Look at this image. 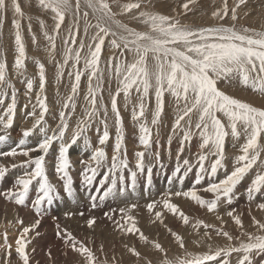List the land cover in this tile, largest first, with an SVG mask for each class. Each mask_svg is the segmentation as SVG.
<instances>
[{
    "label": "snow or ice",
    "instance_id": "6c2138e0",
    "mask_svg": "<svg viewBox=\"0 0 264 264\" xmlns=\"http://www.w3.org/2000/svg\"><path fill=\"white\" fill-rule=\"evenodd\" d=\"M194 2L195 0H187L183 4L185 15L191 10L189 5ZM38 4L52 14L51 33L47 30L44 20L39 23L48 42L45 51L56 69L57 96L62 104L58 114L59 122L51 128L46 119V116L50 115L46 95V65L34 58L38 68L37 85V77L27 75L28 54L21 23L25 13L18 0H13L14 13L19 17L13 20L16 53L13 71L21 78L20 82L25 84L23 95L32 109L27 113V117L33 118L34 122L31 127L22 129L21 138L14 146L0 150V157L15 158L19 155L26 158L19 165L12 163V169L21 167L25 170L14 180L11 188L0 191V197L14 202L17 206H25L35 183L32 208L40 218L19 231L14 246L7 242V233L4 234L5 242L0 245V260L3 264H12L13 251L18 258V264H32L29 251L32 240L29 236L39 227L41 218L46 213L44 205H52L60 195L59 190L51 183L46 168V156L57 141L59 150L55 173L63 181V188L68 197L74 196L69 151L78 141L82 139L85 148H91L90 159L81 161L85 165L81 172L82 183L87 187L93 186L103 170L99 187L96 188L98 195L89 197L92 209L99 207L98 200L102 202L109 196L127 192L129 188L135 191L138 176L141 174L146 173V181L150 184L153 168H164V156L172 159L171 145L174 136H179L180 139L173 176L182 181L196 168L194 186L174 193L169 191L161 200L148 203L146 207L150 213L158 204H162L164 209L178 216L184 225H188L190 217L172 202L173 196L184 197L205 208L207 212L216 213V220L221 225L226 224L223 216L219 215V209L224 205L231 206L239 199L241 193L238 192V186L246 178H249V183L243 195L246 196L249 206L258 196L264 201V159H261L264 153V107L234 98L218 87L220 81L228 84L238 82L264 96V28L257 30L249 26L237 27L238 9L246 4V0H237L231 9L228 7V0H224L223 7L212 13L217 23L207 26L182 23L179 15L141 10V0H130L123 4L120 0H38ZM113 6H116L118 11H113ZM7 7L6 0H0V25L6 17ZM133 10L139 11L134 13ZM126 14H132L130 19L142 28L138 29L118 19ZM69 17L71 23L66 24ZM81 20L84 21L82 32ZM62 27L65 33L63 37ZM28 28L31 33V23ZM91 29L95 31L89 35ZM58 38L61 39V60H56ZM32 39L35 43L34 33ZM106 40L111 53L106 60L108 104L104 102L103 95L105 67H101ZM66 71L70 94L65 97L61 96L59 85ZM85 76L83 116L75 123L70 139L66 140L69 121L76 113L77 102L81 99V82ZM113 80L116 83L114 92L111 89ZM37 87L35 103H32V94ZM18 93L19 89L10 76L7 59L0 55V144L10 138L7 130L13 127L15 121ZM133 93L136 94L137 103L131 106V120L138 126L139 145L143 148L134 153V168L130 166L128 159L124 143V118L118 105V98L123 94L124 107L127 108L132 102ZM166 95L171 98L176 114L165 147L159 140V127L165 113ZM8 99L10 102L5 107V100ZM153 99L154 110L149 122L146 113ZM29 104H25L24 108L27 109ZM109 107L114 114L116 130L110 159L106 150L107 142L111 139ZM193 115L197 117L194 124ZM96 122L103 125V131L101 133L99 128L96 129L99 146L94 147L87 137V132ZM154 128L157 137L155 140ZM34 135H38L39 140L34 147H28L29 138ZM229 135L236 141L242 136L244 138V142L239 145L241 154L233 158L231 171L228 169L225 154V141ZM194 138L198 140L197 151L194 153L195 161H190L187 157L182 159L186 144H191ZM153 143L156 145L155 151L152 149ZM233 147H236V144H233ZM34 152L39 154L33 156ZM146 156L149 159L148 164L145 163ZM254 168L257 170L253 173ZM8 171L6 165L0 164V181ZM221 172L222 178L219 176ZM250 173L253 174L250 176ZM206 179V186L196 187L202 185ZM201 193H209L212 198H205ZM130 207L135 209L137 205L132 204ZM257 207L264 211V202H259ZM119 213V219L115 218V210L105 212L104 215L113 222L117 230L126 234L139 233V239L148 243V237L137 227L135 217L128 214L129 209L120 208ZM154 214L157 221L164 222L162 211L155 210ZM248 214L251 216V207ZM79 215L84 216V213L79 212ZM226 215L240 230L238 235L234 236L224 227H217L216 224L203 220H197L192 225L197 231L203 227L204 240L211 241L213 231L217 237L226 238L229 242L226 246L214 248L208 243L207 250L192 252L186 247L185 238L169 228L168 232L174 237V243L183 253L169 258L168 250L160 242L152 241L154 250L162 254L159 264H232L230 258L233 254H236L235 264H252L254 252L264 253V221L251 216L256 231L249 232L244 228L243 213L230 207ZM18 222L24 223L23 220ZM95 224L94 216L86 220L90 229ZM55 227L57 237L80 254L85 264H98V258L92 248L77 240L67 228H62L59 222ZM35 235L38 236L39 232ZM203 242L200 240L197 244L202 245ZM128 250L138 260L142 258L141 252L135 247ZM31 252H35L34 247ZM48 255L51 258L50 250ZM104 264L108 262L105 261ZM146 264H152V261L149 260Z\"/></svg>",
    "mask_w": 264,
    "mask_h": 264
},
{
    "label": "rangeland",
    "instance_id": "374dc122",
    "mask_svg": "<svg viewBox=\"0 0 264 264\" xmlns=\"http://www.w3.org/2000/svg\"><path fill=\"white\" fill-rule=\"evenodd\" d=\"M21 5L23 12L25 13L24 18L22 19V30L25 39L28 59L26 60L27 67V75L36 76L37 77V85H38V68L34 63V58L39 59L41 62L46 65V75L48 78V83L46 86V95L48 97V106L50 115L46 116L48 124L51 128H54L58 121V114L61 110L62 101L57 96V84L55 80L56 69L54 67V62L50 60L48 52L45 51V48L48 46V42L43 36L44 29L41 28L39 21L44 20L47 25V30L51 33L53 21L51 19V13L42 9L38 0H18ZM130 0H120V3H127ZM131 2H135V0H131ZM187 0H141V10H146L150 12H159L166 15H179L182 23H192L196 25H212L217 23L216 19L213 18L212 13L217 9H221L223 7L224 0H195L194 3L190 4V11L185 15L183 4L186 3ZM237 0H228V7L231 9L235 6ZM7 3V13L6 17L3 20L2 25H0V55L5 56L7 59V63L9 65L10 76L12 78V82L15 84L16 88L19 89V93L17 96V109L21 110V118L22 120L17 119L20 116L17 114L18 110L16 109V117L11 129H8L7 132L9 134V140L3 144H0V150H7L10 146L21 138L22 128L30 121L31 127L33 118L27 117V113L30 112L31 104H29L28 99L23 95L25 92V84L20 82V77H17L13 71V64L15 59V46H14V26L13 20L19 18L15 15L13 10V0H6ZM81 11L84 9L82 7ZM113 11H118L116 6H113ZM139 10H133L134 13ZM239 13V21L237 23V27L241 26H249L254 27L257 30L264 28V0H246V4L241 6L238 9ZM132 14H126L124 16L118 17L124 22L130 24V26L137 27L141 29L142 26L138 23L132 21L130 19ZM29 17L31 20H29ZM91 20V16L89 17ZM94 23L95 21L92 20ZM227 18L225 19V23H227ZM31 23V33L29 32L28 25ZM71 23V18L69 17L66 20V24ZM84 21L81 20L80 28L81 32L83 31ZM94 29H91L89 35L94 32ZM36 36V42L33 43L32 34ZM63 27L61 29V37L64 36ZM87 44V39L85 40ZM57 52H56V60H61V39H57ZM86 51V49H85ZM118 52V50H116ZM110 51L108 49V42L106 40L105 48L101 57V67H105V92H104V102L106 104L109 103V96L107 94L108 90V80H107V70H106V60L110 55ZM83 55V54H82ZM130 59V57H128ZM82 66V64H81ZM218 87L225 91L227 94L232 95L234 98L241 99L245 102L252 103L254 106L264 107V96H261L259 93L254 92L251 88H246L245 86L239 84L238 82L235 84H228L225 81H220L218 83ZM116 88L115 80L112 81L111 89L114 92ZM9 90V94H10ZM38 91V87L34 90L32 94V103H35V94ZM59 92L61 96H67L70 94V86L67 78V71L65 73V77L61 84L59 85ZM86 92V76L82 78L81 82V99L77 102L76 113L71 117L69 121V130L66 133V140H69L71 137V133L74 130L75 123L78 119L83 116V100L82 96ZM238 94V95H237ZM244 95V96H243ZM249 97V98H248ZM252 97V98H251ZM259 97V98H258ZM251 98V99H250ZM10 102V99L5 100V107ZM137 103L136 94L133 93L132 102L128 105L127 108L124 107L123 94L118 98V105L121 109V115L124 118V126H125V139L124 143L128 153V159L130 161V166L134 168L135 158L134 153L137 151L143 150L142 146L139 145V130L138 126H136L131 120V106L132 104ZM29 104L28 108L25 109L24 105ZM154 110V99L152 103L149 104L148 111L146 113L147 119L149 122L151 121V112ZM2 111V109H0ZM37 114H39V109H37ZM175 106L172 103L170 97L166 95V106L165 113L161 119V125L159 129V140L161 144L166 145V141L168 136L171 134V127L174 123L175 119ZM165 116V117H164ZM20 118V119H21ZM29 118V119H28ZM197 117L193 115V124L195 123ZM18 121V125L15 122ZM226 122V119H225ZM109 129L111 133V139L107 142L106 150L110 156L113 152V145L115 140V126H114V114L111 112L109 107ZM183 123V122H182ZM21 125V127H20ZM99 128L100 132L103 131V125L99 122L93 124V126L87 132V137L91 140L92 145H98V134L96 129ZM24 129V128H23ZM161 131V132H160ZM155 140L157 137L155 135L156 129H153ZM14 135V136H13ZM14 138V139H12ZM179 136L173 137V142L171 145L172 149V159L169 160L166 156H164V168L154 167L151 176V183L148 184L146 181V173L138 176V183L136 186V190L132 191L130 188L127 192H121L118 195L114 194L109 196L106 200L97 201L99 207L96 209H92L90 207V196H97L98 193L96 188L99 187V181L103 176V170L99 176H97V182L91 186L87 187L82 183L81 172L85 165L81 163V161H88L91 156V148H85L82 139L74 145L70 151L69 156L72 163V168L70 169V174L73 177V189L74 196L68 197L67 193L63 188V181L57 176L55 173V164L57 162L58 150H59V142H54L51 149L49 150L48 155L46 156V168L49 179L51 183H53L56 188L59 190V197L53 202L52 205L45 204L44 207L47 210L46 213L41 218V223L37 229L33 233L30 234V239L32 243L29 245L30 255L33 256L31 258L32 264H85L83 257L66 246L62 240L56 235V227L55 224L57 222L60 223L62 228H67L73 236L77 238V240L82 241L87 247H90L95 252L96 257L98 258V264H104L105 261L108 264H146L147 261H152V264H159V259L161 258L160 253H157L152 247V241L160 242L167 250L169 258L175 257L177 255H182L183 250L179 249L178 246L174 243V237H172L171 233L168 232V229H172L174 232L181 234L186 241V247L189 251L192 252H202L207 250L206 245L211 243L213 247H224L229 242L224 237H217L215 232H212L211 241L204 240V229L203 227L200 230H196L192 227V225L197 220H203L206 223L216 224L217 227H224L225 230L229 231L231 234L238 235L239 229L234 224L230 218L227 217L226 212L230 209V207L236 208L239 212L243 213V221L244 228L249 232H255V227L252 224L251 216H255L257 219L264 221V211L258 209L257 204L259 202H264L258 196L255 201L251 203L247 202L246 196L243 195L245 192V188L249 183V178H246L245 181L238 186V192L241 193L239 199L231 206L224 205L219 209V215L223 216L224 220L227 222L226 224L221 225L216 220V213H209L205 208H202L196 205L194 202L190 201L184 197H172V202L176 203L182 211L185 212L186 215L190 217V223L188 225H184L179 217L173 215L168 212V210L164 209L162 204H158L155 210H159L163 212V223H160L155 218V210L153 212H149L147 209V204L152 201H159L161 197H163L167 192H176L181 190H188L190 187L194 186L195 182V172L196 168L193 169L192 173L186 178L181 179L179 177L173 176V171L175 167V155L176 151L179 147ZM39 140L38 135H34L29 138L28 147H34ZM244 142L243 136L239 141L234 140V138L229 135L225 141V154H226V163L229 171L232 170L233 166V158L239 154V145ZM193 144V145H192ZM233 144H236V147H233ZM136 145V146H135ZM198 140L194 138L191 144H186L185 153L182 157H187L190 161H195L196 157L194 153L197 151ZM83 148V149H82ZM137 148V149H136ZM82 151L86 158H72L73 150ZM153 151L156 150V145L153 143L152 146ZM112 151V152H111ZM38 155L39 153L34 152L32 155ZM163 155V152H162ZM6 157H0V162L6 165L9 168L8 173L5 178L0 181V191L7 190L12 187L13 182L19 175L23 173L24 168L17 167L16 169L11 168V164H6L4 159ZM14 159L13 163L21 164L26 158L23 156H17ZM261 159H264V153H262ZM145 163H149V159L146 156ZM259 167V161L257 164V168ZM257 168L253 169V173L257 170ZM13 170V171H12ZM20 170V171H19ZM22 171V172H21ZM21 172V174H20ZM250 173V176L253 174ZM220 174V173H219ZM223 175V172H221ZM127 176V172L125 173ZM13 176V177H12ZM14 176L16 177L14 179ZM222 178V176L220 177ZM2 182V183H1ZM207 179L204 181L202 185H198L196 187L202 188L206 186ZM36 184H33L32 191L30 192V196L25 206H17L14 202L8 201L3 197H0V208L3 211V214H6V217H10L11 215H15L17 217L14 222H11L8 228L4 227L2 224V228L0 227V244L2 245L4 241V234L8 233L11 227L17 226L20 230L23 227L29 226L34 221L40 217L35 216V211L32 208V200L34 199ZM161 192V193H160ZM205 198H212L209 193H201ZM242 196V197H241ZM118 201V202H117ZM129 202V203H127ZM114 203V204H113ZM120 203V204H119ZM128 204L126 206L125 204ZM136 204L137 207L135 209H131V205ZM126 206V207H125ZM27 207V208H26ZM129 209L130 215L134 216L141 221L139 223L136 219L137 227L140 228L141 232L144 233L145 236L148 237V243L139 239V233H125L121 230H117L114 227V224L111 220L107 219L104 215L105 212H109L112 210L116 211V219H119L120 208ZM249 207H251V216L248 214ZM107 208V209H106ZM4 209V210H3ZM71 209V210H70ZM34 212V213H33ZM64 212V213H63ZM79 212H83L84 216H80ZM263 212V213H262ZM13 213V214H12ZM66 213H75V215H68ZM9 214V215H8ZM29 216H34L35 220H28ZM94 216L96 218V224L90 229L86 225V220L90 217ZM258 216V217H257ZM57 219H53V218ZM80 218V219H79ZM23 220V224H20L18 221ZM72 220V221H71ZM75 221V222H74ZM70 222V223H69ZM74 224H73V223ZM107 222V223H106ZM14 223V224H13ZM29 223V224H28ZM66 224V225H65ZM79 227H78V226ZM251 226V227H250ZM51 227V228H50ZM77 227V229H75ZM165 228V229H164ZM6 229V230H5ZM164 229V230H163ZM235 229V230H234ZM5 230V231H4ZM74 231V232H73ZM76 231V233H75ZM79 231V232H78ZM237 231V232H236ZM36 232H39V235H35ZM75 233V234H74ZM154 234V235H153ZM9 235V234H7ZM8 238H10L8 236ZM160 238V239H159ZM129 239V241L127 240ZM203 240L202 245H198L197 241ZM11 241V239H9ZM54 242V243H53ZM59 242V243H58ZM130 242V243H129ZM55 246H53L52 245ZM56 243V244H55ZM235 243V241H233ZM35 248V254L31 252V247ZM41 246V247H40ZM46 246V247H45ZM102 246V250H101ZM189 246V247H188ZM32 247V248H33ZM61 247V248H60ZM130 247H135L138 251L141 252L142 258L137 259L131 255L129 252ZM42 248V249H41ZM60 248V250H58ZM55 249V250H54ZM51 251V258L48 253ZM38 254H37V252ZM149 251V252H148ZM46 252V253H45ZM148 252V253H147ZM41 253V254H40ZM43 253V254H42ZM36 255V256H35ZM16 257V255H15ZM12 260V264L18 263V258ZM42 257V258H41ZM236 254L230 258L232 264H235ZM41 261V262H40ZM34 262V263H33ZM0 264H3L2 260H0ZM252 264H264V253L254 252L252 254Z\"/></svg>",
    "mask_w": 264,
    "mask_h": 264
},
{
    "label": "bare ground",
    "instance_id": "6f19581e",
    "mask_svg": "<svg viewBox=\"0 0 264 264\" xmlns=\"http://www.w3.org/2000/svg\"><path fill=\"white\" fill-rule=\"evenodd\" d=\"M33 76V75H32ZM238 95V94H237ZM244 96V95H243ZM249 98V97H248ZM252 98V97H251ZM250 98V99H251ZM259 98V97H258ZM262 98H264V97H262ZM244 100V99H243ZM260 107V106H259ZM18 110V115L20 116L19 118L17 117V119H19V120H22V118H21V113H20V111L21 110H19V109H17ZM149 112V111H148ZM165 117V116H164ZM21 118V119H20ZM29 119V118H28ZM15 124H17L18 125V121L17 122H15ZM30 125V121H27V123L23 126V128H27L28 126ZM20 127H21V125H20ZM22 128V129H23ZM160 129V128H159ZM161 132V131H160ZM14 136V135H13ZM12 139H14V138H12ZM16 142V141H15ZM15 142L10 146V147H12V146H14V144H15ZM193 145V144H192ZM136 146V145H135ZM83 149V148H82ZM82 149L80 150V151H76L75 149L73 150V154H72V158H86L87 156L86 155H84V152L82 151ZM137 149V148H136ZM112 152V151H111ZM128 154V153H127ZM37 155V154H36ZM111 157V156H110ZM4 162L6 163V164H11V163H13L14 162V159L12 158V157H6L5 159H4ZM0 164H1V162H0ZM2 164H3V162H2ZM21 168V167H20ZM13 171V170H12ZM20 171V170H19ZM22 172V171H21ZM21 172H20V174H21ZM219 176L221 177V176H223L221 173L219 174ZM13 177V176H12ZM17 177V176H16ZM15 176H14V179L16 178ZM12 181H14V180H12ZM2 183V182H1ZM33 192V191H32ZM161 193V192H160ZM245 196V195H244ZM242 197V196H241ZM110 198V197H109ZM118 202V201H117ZM127 203H129V202H127ZM114 204V203H113ZM120 204V203H119ZM125 204V203H124ZM126 206H128V204H125ZM27 206V205H26ZM125 206V207H126ZM124 207V208H125ZM27 208V207H26ZM107 209V208H106ZM4 210V209H3ZM71 210V209H70ZM47 211V210H46ZM34 213V212H33ZM64 213V212H63ZM263 213V212H262ZM13 214V213H12ZM17 214V213H16ZM16 214H14V215H11L9 218L8 217H6V214H3V211L1 210V208H0V227L2 228V224L4 225V227L6 228H8V226H9V224L11 223V222H14V220L18 217H15V215ZM130 214H131V212H130ZM9 215V214H8ZM36 216V215H35ZM258 217V216H257ZM35 220V217L34 216H29V214H28V220L30 221V220ZM80 219V218H79ZM135 219H137V218H135ZM259 219V218H258ZM33 220H32V222H33ZM180 220V219H179ZM72 221V220H71ZM137 221H138V219H137ZM75 222V221H74ZM139 223H141V221H138ZM70 223V222H69ZM73 223V222H72ZM107 223V222H106ZM14 224V223H13ZM29 224V223H28ZM74 224V223H73ZM11 225H12V223H11ZM66 225V224H65ZM78 226V225H77ZM79 227V226H78ZM251 227V226H250ZM51 228V227H50ZM75 229H77V227L75 228ZM165 229V228H164ZM163 229V230H164ZM6 230V229H5ZM4 230V231H5ZM200 230V229H199ZM235 230V229H234ZM256 230V229H255ZM6 231H9L7 234H9V235H7V242L8 243H11V244H13V246H14V241H15V239L17 238V236H18V234H19V231H21L19 228H17V226H15V227H11V229L10 230H6ZM71 232V231H70ZM74 232V231H73ZM79 232V231H78ZM237 232V231H236ZM75 233H76V231H75ZM74 233V234H75ZM77 234V233H76ZM154 235V234H153ZM8 236L10 237V238H8ZM30 237V236H29ZM31 238V237H30ZM9 239H11V241H9ZM160 239V238H159ZM128 241H129V239H127ZM54 243V242H53ZM53 243H52V245H53ZM59 243V242H58ZM130 243V242H129ZM4 244V243H3ZM56 244V243H55ZM1 245V244H0ZM54 246V245H53ZM33 247V246H32ZM32 247H31V249H32ZM41 247V246H40ZM46 247V246H45ZM55 247V246H54ZM189 247V246H188ZM61 248V247H60ZM60 248L58 249V250H60ZM30 249V248H29ZM42 249V248H41ZM55 250V249H54ZM52 251V250H51ZM37 252V251H36ZM149 252V251H148ZM147 252V253H148ZM46 253V252H45ZM158 253V252H157ZM35 254V253H34ZM37 254H38V252H37ZM41 254V253H40ZM43 254V253H42ZM36 256V255H35ZM14 257H15V252L13 251V256H12V260L14 259ZM33 256H31V258H32ZM42 258V257H41ZM15 259H16V257H15ZM3 262V261H2ZM41 262V261H40ZM34 263V262H33ZM18 264V263H17Z\"/></svg>",
    "mask_w": 264,
    "mask_h": 264
}]
</instances>
